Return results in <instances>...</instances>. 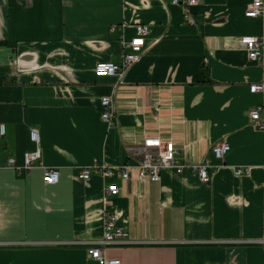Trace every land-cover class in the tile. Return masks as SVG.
Listing matches in <instances>:
<instances>
[{"label":"crops","instance_id":"crops-1","mask_svg":"<svg viewBox=\"0 0 264 264\" xmlns=\"http://www.w3.org/2000/svg\"><path fill=\"white\" fill-rule=\"evenodd\" d=\"M252 1L198 0L190 24L173 0H0V264H99L90 251L106 211L128 232L103 245L122 264H264V135L249 120L264 67L240 45L263 32L245 14ZM136 25L150 27L140 60L123 77L97 76V63H122ZM35 128L42 158L10 169L9 158L23 165L36 149ZM157 136L174 141L186 168L140 182L142 153L130 148ZM222 142L224 161L212 150ZM206 158L209 183L191 168ZM127 161L128 181L79 176ZM45 168L58 169L57 184Z\"/></svg>","mask_w":264,"mask_h":264},{"label":"built area","instance_id":"built-area-1","mask_svg":"<svg viewBox=\"0 0 264 264\" xmlns=\"http://www.w3.org/2000/svg\"><path fill=\"white\" fill-rule=\"evenodd\" d=\"M173 3L180 5L183 9V18L187 23H194L192 19V8L198 4V0H173ZM246 16L249 18H259L263 21V32L260 35H247L240 39V45L247 51L250 61L264 67V0H253L246 9ZM123 30L126 24H122ZM117 26L113 27L115 30ZM150 27L147 25H136V36L126 42L122 36L124 52L122 54V63L116 64L113 62H99L96 65L95 73L97 76L117 75L123 77L129 67L137 63L141 58V51L145 45V36L149 33ZM128 49V51H126ZM252 93H264V82L252 84L250 86ZM103 112L102 119L107 123H112L115 117L114 103L111 96L102 98ZM249 120L253 128L260 131L264 135V100L256 107L249 111ZM7 134V126L5 123H0V141ZM31 140L36 143V149L24 154L23 165H18L15 158L8 159V167L14 171L20 172L23 170L31 171L36 162L42 158V149L39 146L40 137L38 130L35 128L31 131ZM230 145L227 142L217 144L212 150L218 159L225 160V156L230 150ZM131 151H139L142 153V161L138 165V179L140 182L150 180L157 182L161 180V173L164 169H174L177 173H182L186 165L180 163L178 159L179 150L173 140H165L162 137H154L146 139L141 145L133 146ZM210 160L206 158L199 163H193L191 168L199 174L203 183H209L212 174L209 172L211 168ZM133 165L130 162H125L121 165L109 166L95 162L89 167H85L80 172L81 179H89L93 174L101 175L102 177L118 176L124 181L131 178V170ZM218 168V167H217ZM250 167H236V174H249ZM43 180L48 185L57 184L60 180V173L55 168H45ZM120 188L117 184H110L107 187L109 195H117ZM103 241L98 243L91 249L93 259L99 264H122L120 259H109L106 257L103 250V245L111 243L121 238H125L128 232L119 226L116 215L106 211L103 218Z\"/></svg>","mask_w":264,"mask_h":264},{"label":"trees","instance_id":"trees-1","mask_svg":"<svg viewBox=\"0 0 264 264\" xmlns=\"http://www.w3.org/2000/svg\"><path fill=\"white\" fill-rule=\"evenodd\" d=\"M2 43H3V42H2ZM203 71H205V69H204Z\"/></svg>","mask_w":264,"mask_h":264}]
</instances>
